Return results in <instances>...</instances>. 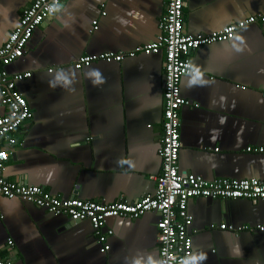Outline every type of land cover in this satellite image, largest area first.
Returning a JSON list of instances; mask_svg holds the SVG:
<instances>
[{
  "label": "crops",
  "instance_id": "0c3cea01",
  "mask_svg": "<svg viewBox=\"0 0 264 264\" xmlns=\"http://www.w3.org/2000/svg\"><path fill=\"white\" fill-rule=\"evenodd\" d=\"M30 1L0 0V47ZM165 5L62 0L33 31L23 56L6 67L10 74L31 73L16 89L32 113L5 148L8 180L101 202L154 192L152 177L161 170L163 52L80 70L72 63L83 54L153 42ZM263 9L264 0H183L182 30L209 34ZM191 61L195 74L180 80L190 105L179 111V174L264 181V153L245 151L264 147V23L200 47ZM5 113L0 105V116ZM187 211L191 264H264V200L199 197L188 201ZM158 218L155 212L110 218V249L100 253L88 222L0 196V258L9 264H156Z\"/></svg>",
  "mask_w": 264,
  "mask_h": 264
},
{
  "label": "built area",
  "instance_id": "2783aa9c",
  "mask_svg": "<svg viewBox=\"0 0 264 264\" xmlns=\"http://www.w3.org/2000/svg\"><path fill=\"white\" fill-rule=\"evenodd\" d=\"M62 0H31L21 11L17 25L9 32L0 47V105L6 113L0 116V196L18 199L41 208L52 216H66L70 222H88L100 253L109 251L108 238L113 231L106 227L110 218L137 219L146 213L155 212L159 218L155 224L159 258L156 264H191L193 255L189 227L192 216L187 204L193 198L264 200V181L247 179H211L178 172L180 149L179 111L190 105L180 93V80L193 76L195 69L191 53L200 47L231 40L235 33L246 26L264 23V9L237 22L225 25L209 34H185L183 24V0H165V11L157 23L156 39L148 44L137 45L127 52H103L83 54L72 63L75 70L94 62L119 63L138 54H164L162 85V136L157 154L161 159V170L155 175L154 192L131 201L123 197L112 202L81 200L74 197L62 198L37 185L19 184L5 177L9 159L7 146L16 142L13 133L32 113L16 83L31 76L30 72L13 73L6 67L23 56L33 31L52 18ZM96 21L93 22V25ZM51 72V70H48ZM243 89V86L236 85ZM264 99V89L260 91ZM217 151V149H215ZM248 153H264V147H246ZM220 229L226 226L221 224ZM241 227L240 229H244ZM231 230V228L228 227ZM0 264H9L0 258Z\"/></svg>",
  "mask_w": 264,
  "mask_h": 264
}]
</instances>
